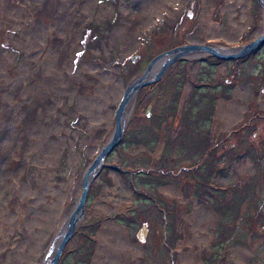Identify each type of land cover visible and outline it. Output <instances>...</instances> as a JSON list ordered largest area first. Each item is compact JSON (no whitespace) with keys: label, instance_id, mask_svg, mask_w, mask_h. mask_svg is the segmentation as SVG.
I'll return each instance as SVG.
<instances>
[{"label":"rangeland","instance_id":"rangeland-1","mask_svg":"<svg viewBox=\"0 0 264 264\" xmlns=\"http://www.w3.org/2000/svg\"><path fill=\"white\" fill-rule=\"evenodd\" d=\"M88 1L92 3L88 11L76 4L71 7L84 22L78 40L75 34L71 38L77 45L69 69H64L67 74L60 78L50 74L54 69L42 55L50 44L48 36L37 61L43 72L37 82H45L47 88L41 91L40 105L28 116L23 108L15 112L22 104L14 102L0 116V264L27 260L35 246L33 262L41 264L40 237L47 245L64 225L77 200L87 159L97 154L114 129L113 117L103 135L91 137L87 123L97 102H77L79 96H91L90 87L95 85L85 79L89 72L79 73V67L99 65L103 72H112L117 95L155 55L199 34L203 0ZM155 3L158 11L148 14L147 8ZM242 3L247 16L234 50L264 34L260 0ZM225 5H234V0L212 6L211 15L226 29ZM145 14L150 23L142 20ZM4 17L0 11V24H5ZM45 23L50 31L51 20ZM56 25L61 29L60 20ZM14 29L3 28L0 46L9 49L18 68L25 53L12 43L19 35ZM120 30L128 31L127 41L118 35ZM202 54L181 58L160 81L136 93L123 137L91 181L86 216L57 264H93L95 256L104 259L105 246L97 249L103 222L124 228L130 242L139 245L136 264H178L177 245L188 234L178 219L183 211L194 254L186 264H264V43L227 62ZM25 78L28 88L33 81ZM12 83L1 85L0 92L5 94ZM51 87L57 89V97L50 93ZM238 92L241 115L227 127H214L218 103H232ZM107 102L115 108L119 101ZM43 171L50 174L45 186L48 202L35 189ZM183 182L191 186V198L179 204L166 190H177ZM120 199L128 202L122 211L112 205ZM49 202L57 205L54 227L48 220L50 227L44 229L40 216H50ZM97 203H108L109 209L101 215L92 213ZM142 223L147 232L141 244L136 234ZM205 233L211 237L210 245L195 247V239Z\"/></svg>","mask_w":264,"mask_h":264},{"label":"bare ground","instance_id":"bare-ground-1","mask_svg":"<svg viewBox=\"0 0 264 264\" xmlns=\"http://www.w3.org/2000/svg\"><path fill=\"white\" fill-rule=\"evenodd\" d=\"M228 1L229 0H203L202 9L199 16V34H193V41L190 40L192 43H206L221 52H232L235 49L233 43H236L240 31L245 25L247 16L244 12H242L245 8V4L242 3L243 0H234V5H225L223 7V11L228 15L226 29L223 28V26H220L217 23L213 22V17L211 15L212 6H216L221 2L227 3ZM71 3L72 0H19L15 5H10L9 0H0V11L1 13L5 14V17L3 18L5 24H0V41L3 39V28H15L14 30L19 31V35L13 38L12 43L16 45L18 49L22 50V52L25 53L19 67L17 68L13 64V54H11L9 49H3L0 46V86L6 84L8 81H13L12 85L9 87L8 91L5 94H2L0 92V116L4 113V111L9 110L7 109L8 106L14 102L16 103L21 101L22 104V106L19 105L15 109V112H18L23 108L24 113H28V116H32V109L38 108L41 103L39 101V98H41V91L47 89L45 88V82H37L39 77L43 74L42 70L40 71L41 67L37 65V61L42 57V55L44 57L43 59L48 60V62L50 61L49 64L51 63L52 65L50 68L54 69V71L50 72L52 77L60 78V75L67 74V71H65L64 69H69V66L71 64L70 62L77 45V42L73 39L71 41V38L75 34V37L78 40L81 25L84 22V19L80 21V17L78 16V14H76L75 12H71V7L76 4V6L83 11H88L89 7L92 4L88 0H78L77 3ZM157 11V3L153 4L146 10L148 14H156ZM141 16L142 20L146 21V24L151 22L150 16L146 14ZM46 19H48L49 21L51 20L50 31L49 27L45 23ZM56 19L60 20L61 29L57 27ZM262 22L264 26V11L262 14ZM127 30H132V28H129ZM60 32H62V34ZM135 33H137V31ZM118 35L121 39L126 41L130 38L128 36V31L126 30H120L118 32ZM48 36L50 37V44L47 46L46 53L42 54L45 45L44 43ZM201 55L204 56L202 53H193L188 57L197 58ZM156 56H158V54L154 57ZM162 60L163 58H159L154 62V64L152 65V71H157L159 66L163 64ZM58 69L60 70V72ZM78 70L79 73L89 72L88 76H86L85 79L87 82L94 83L95 86L90 87L92 95L89 97L79 96L77 104H87L88 99L95 100L97 104L100 101L98 105L94 104L95 106H92V108L97 107V109L95 110L96 113H93L92 115V112H90L91 121L87 123L88 129L93 130L92 133L89 132L90 134H92L91 137L96 138L100 133H102L103 135L104 129L108 128L112 121V118L114 117L116 107L113 108L110 105V102L107 101H110L111 99L117 102L120 101L123 91L120 90L117 95L114 94L112 86V72H103L99 65H82ZM25 76L33 81V83L28 88L24 85L26 79ZM139 76L140 74L135 78ZM72 89L73 87L71 86L69 90L72 91ZM50 90V93L57 97V89L51 87ZM234 97L235 98L232 103H226L223 101H220L218 103L216 115L214 118V127H227L239 117V114L241 115L243 106L240 100L242 98V95L238 92ZM261 99L262 103H264V90ZM133 100L134 99L129 102V105L127 104L126 113L128 114H130L133 108ZM26 102L28 104H26L25 106ZM41 123L43 125V121ZM95 155L96 154L89 156V158L87 159L88 164L94 159ZM88 164H86V166ZM49 175L50 174L48 173L45 174L44 171L43 174L39 173L40 182L38 183V186L35 187V189H37L38 191V194H41L43 201H47V199L45 198L47 187L45 186L48 184ZM14 177H16V175ZM24 190H26L25 186ZM79 191L77 192L79 193ZM190 192L191 186L185 182H183L182 186L177 190H166L167 195L178 198V200L180 201L179 204L184 202V200L188 196L191 198ZM111 194L112 192H108V196ZM61 198L62 197H59V199ZM48 204L49 207H53L51 213L49 214L50 216H52L54 215L55 206L57 205L55 202H49ZM125 204H128L127 200L120 199L115 200L112 205L119 211H122V209L126 206ZM107 209H109L108 203H97V205L93 207L91 212L101 215L105 211H107ZM71 211L69 212L68 216L70 215ZM68 216L66 218V221L68 219ZM48 217L46 215L40 216L41 221L44 223L42 226L44 229L49 225L47 224L48 220L50 221L51 226L54 227L53 223L55 217L52 216L50 217V219ZM178 219L188 231L185 241H180L177 245L176 252L178 254V264H186L188 261H190L189 258L194 255L190 249L191 244L189 242L191 241V239L188 238L189 236L191 237L189 222L188 217L186 216L184 211L180 214V217H178ZM65 223L63 225L64 227ZM63 226H61L57 230L58 232L50 238L49 244L47 245H43V237H40V242L42 243L41 249L43 250V252L41 251V264L43 263V260L50 249V244L53 240L56 241V239H54L55 236L60 235L63 232ZM44 234L45 232L42 233V236H44ZM49 234L50 233L48 232L47 235ZM210 238L206 233L203 234L201 237L195 239V247L197 246L198 248H202L204 246L206 247L207 245H210ZM19 241H22V235L19 238ZM197 243L199 245H197ZM101 245L105 246V257L104 259H100V257L95 256L93 259V264H136V261L138 260L140 254L139 245L132 244L130 242L125 229L111 222H103L101 229L98 232L97 249L102 248ZM29 251L30 252L27 256V260L25 258H17V264H36L35 262H33L34 255L37 254L36 246L34 248L31 247Z\"/></svg>","mask_w":264,"mask_h":264},{"label":"water","instance_id":"water-1","mask_svg":"<svg viewBox=\"0 0 264 264\" xmlns=\"http://www.w3.org/2000/svg\"><path fill=\"white\" fill-rule=\"evenodd\" d=\"M260 4L262 10L264 11V0H260ZM263 43L264 34L257 36L255 39L250 40L249 42L232 52H221L206 43L195 44L190 42L184 43L181 46L162 52L158 54V56L151 59L150 62L147 64L146 68L140 74V76L135 79H132L131 82L124 89V92L121 96L120 101L118 102L114 113V129L109 139L98 150L94 159L84 169L81 179L80 191L78 193L77 200L74 203V207L65 223L63 232L60 235L55 236L54 239H56V241L53 240L50 244V249L46 254L42 264L58 263V260L65 247V244L70 240L78 224L84 217V210L90 183L93 180L94 176L98 174L105 157L120 143L129 116V114L126 113L127 104L129 105V102L134 99L136 93L141 88L160 81L170 66L174 65L178 60L184 58L189 54L204 53L206 55L213 56L214 58H217L223 62H227L229 60H235L247 56ZM159 58H163V64L159 66L157 71H152V65ZM140 237H143V234H140Z\"/></svg>","mask_w":264,"mask_h":264},{"label":"flooded vegetation","instance_id":"flooded-vegetation-1","mask_svg":"<svg viewBox=\"0 0 264 264\" xmlns=\"http://www.w3.org/2000/svg\"><path fill=\"white\" fill-rule=\"evenodd\" d=\"M245 57V56H244ZM108 156V155H107ZM106 156V157H107ZM106 157H105V159H106ZM104 159V160H105ZM89 188H90V186H89ZM88 192H89V190H88ZM86 202H87V200H86ZM85 208H86V205H85ZM84 216H86V214H85V210H84ZM146 232H147V224L146 223H142V226H141V228L139 229V232L136 234V238H137V241L139 242V243H145L144 242V240H145V234H146ZM140 234H143V237H140ZM140 244V245H141Z\"/></svg>","mask_w":264,"mask_h":264}]
</instances>
